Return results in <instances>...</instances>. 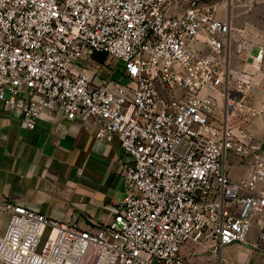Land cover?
Here are the masks:
<instances>
[{"label": "built area", "instance_id": "built-area-1", "mask_svg": "<svg viewBox=\"0 0 264 264\" xmlns=\"http://www.w3.org/2000/svg\"><path fill=\"white\" fill-rule=\"evenodd\" d=\"M217 13L212 0H0V106L28 129L94 121L97 140H118L124 181L119 210L93 229L0 198V262L185 264L187 242L264 257V135L229 85L231 26ZM96 54L121 62L123 80L95 82ZM263 61L260 47L250 63ZM231 156L244 179L230 178Z\"/></svg>", "mask_w": 264, "mask_h": 264}, {"label": "crops", "instance_id": "crops-1", "mask_svg": "<svg viewBox=\"0 0 264 264\" xmlns=\"http://www.w3.org/2000/svg\"><path fill=\"white\" fill-rule=\"evenodd\" d=\"M255 54L249 53L252 57ZM95 61L102 67L104 61ZM88 73L95 82L101 80L96 79L94 68ZM240 76L244 82L251 79L249 75ZM111 77L123 80L120 70ZM35 122L34 128L28 129L16 115L0 106V198L81 229H93L111 220L120 208L124 188L118 140H97L94 121L54 115ZM248 172L246 165L230 157L232 180H242ZM192 245L186 243L183 248L187 261L193 259ZM234 245L223 246L219 252L223 255ZM260 262L264 263V257L260 256Z\"/></svg>", "mask_w": 264, "mask_h": 264}, {"label": "rangeland", "instance_id": "rangeland-1", "mask_svg": "<svg viewBox=\"0 0 264 264\" xmlns=\"http://www.w3.org/2000/svg\"><path fill=\"white\" fill-rule=\"evenodd\" d=\"M218 3V17L230 22L231 45L228 59V81L234 91L244 95L245 105L252 106L256 115L247 121L248 132L256 140L264 135V61L255 67L250 63L258 48L264 47V0H212ZM74 66H83V61L75 60ZM122 63L113 61L108 65L102 64L95 70L96 79L110 76L121 69ZM241 74L249 75L251 79L244 82ZM244 78V77H243ZM235 124L243 122V116L236 111L233 116ZM8 215L0 212V234L5 229ZM192 244V242H187ZM194 246L192 260L185 264H262L260 254L252 251L243 244H235L223 255L202 247ZM223 258H225L223 260ZM220 259V260H219ZM220 261V262H219ZM264 264V263H263Z\"/></svg>", "mask_w": 264, "mask_h": 264}, {"label": "trees", "instance_id": "trees-1", "mask_svg": "<svg viewBox=\"0 0 264 264\" xmlns=\"http://www.w3.org/2000/svg\"><path fill=\"white\" fill-rule=\"evenodd\" d=\"M95 60H97V61H99V62H103L104 61V59H105V55L104 54H96V55H94V57H93Z\"/></svg>", "mask_w": 264, "mask_h": 264}, {"label": "water", "instance_id": "water-1", "mask_svg": "<svg viewBox=\"0 0 264 264\" xmlns=\"http://www.w3.org/2000/svg\"><path fill=\"white\" fill-rule=\"evenodd\" d=\"M220 260V259H219ZM220 262V261H219ZM218 264H220V263H218Z\"/></svg>", "mask_w": 264, "mask_h": 264}]
</instances>
